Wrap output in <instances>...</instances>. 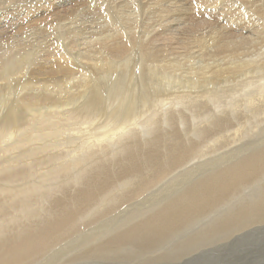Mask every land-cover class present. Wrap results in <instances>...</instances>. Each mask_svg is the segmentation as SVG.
Segmentation results:
<instances>
[{
  "label": "bare ground",
  "instance_id": "obj_1",
  "mask_svg": "<svg viewBox=\"0 0 264 264\" xmlns=\"http://www.w3.org/2000/svg\"><path fill=\"white\" fill-rule=\"evenodd\" d=\"M8 1L11 3L13 0ZM160 1L172 0H157L159 8L156 10L154 4L153 7L146 4V13H142L145 20L141 24L129 19L128 15L125 19L122 14L123 7L136 9L135 2L125 0L117 4V13L111 15L114 18L109 22V29L117 35L115 40L109 42L110 37L105 35L97 42V49L106 50L114 59L133 55L128 70L141 63L139 74H132L134 78L126 76L122 67L109 66L110 62L107 65L106 60L90 59L86 52V56L81 57L77 53L79 49L76 53L80 62L64 56L65 52L60 54L59 50L49 53L52 49L48 51L47 60L38 61L30 54L32 46L28 43L31 42L8 39L5 41L7 45L2 43L10 49L7 53L2 49L4 54L1 51L0 55V130L4 131H1L4 134L0 138V264H109L103 260L121 264H160L164 255L170 260V256L179 251L181 243L185 245L198 242L194 239H207L220 227L227 230L236 224L237 229L231 231V237L257 229L253 225L250 229L244 222L264 217V127L243 138H238L235 133L227 134L235 125L229 113L217 115L221 113L217 109L222 105L217 94H225L237 78L251 75L257 82V93L254 90L256 94L253 91V95L262 96L252 107L264 110V51L260 54H257L260 48L255 51L258 46L264 48V0H204L209 6L218 7L214 14L206 12L212 16L209 19L213 22L192 25L177 39L164 35L168 32H165L167 27L162 26V21L167 19L163 17H168L174 9L170 4H160ZM16 4L24 5L19 11L22 21L43 17L48 11L46 4L36 0H23ZM13 6L0 8L1 12L15 11L16 6ZM235 21L243 31H251L253 39L251 36L236 38V30L234 35L225 33L226 26H233ZM120 24L129 29L144 25L153 32L155 24L161 30L153 40L142 44L137 41V35L125 38ZM204 26L209 27V32L198 35L197 31ZM81 30L74 29L73 32L77 35ZM71 37L73 39L74 34ZM158 43L160 45H156ZM79 44L83 45V42ZM176 49L182 52L177 51L180 58L174 60L169 56ZM71 50L75 53L76 49ZM173 70L181 74L182 80L187 79L191 86L203 89H199L202 94L197 96L201 98L200 102L191 106L193 113H201L196 123L189 124L192 122L189 119H178V113L166 110L152 96L155 92L149 95L146 92L145 97L140 95L143 85L149 88L156 75L175 81V74L170 73ZM100 73H110L117 79L113 85L107 86L108 89L106 86L103 88L105 84L98 80L100 76H95ZM79 75L85 78L80 79ZM124 82L129 84L128 88ZM219 84L222 88L216 87ZM209 85L215 86L212 87L214 89L210 90ZM160 92L156 95L159 100ZM249 99L250 96L245 101ZM160 105L161 111L158 110ZM48 112L59 115L60 125H56L58 130L56 128L53 133L55 139L60 140L66 132L69 133L61 127L62 120L67 123L78 121L73 126L79 132L81 125H88L90 132L82 131L90 136L83 143L86 146L82 147L84 152L80 161L87 162L83 166H78L80 161L78 165L74 164L71 150L57 156V148L63 146V139L57 144L51 143L53 151L50 152H55L53 154L41 155L48 151L47 147H30L29 144L36 143L34 140L37 141L38 136H30L31 129L25 130L18 125L21 126L25 119H31L34 124L37 115ZM91 114L96 120L93 125L87 123ZM150 115H153L155 125H150ZM21 119L23 121L19 123ZM166 123L168 125H162ZM102 125L108 126L104 129ZM68 133L66 135L70 138ZM226 135L231 137L230 147L224 143L229 138H224ZM14 145L22 149L19 155L23 154L32 162H21L20 165L17 152L14 153L16 155L12 153ZM9 153L15 159H8ZM38 155L42 156V162L47 163L44 167L47 172L38 169V173L31 174L29 168L38 162ZM174 183L177 188H165ZM12 211L15 215L10 217L8 214ZM242 223L244 225L239 227ZM176 230L177 233L183 232L180 240H185L178 244L177 239H173L169 245L166 239L174 236ZM144 250H152V256L138 260L136 253ZM166 261L164 259L163 262Z\"/></svg>",
  "mask_w": 264,
  "mask_h": 264
},
{
  "label": "rangeland",
  "instance_id": "obj_2",
  "mask_svg": "<svg viewBox=\"0 0 264 264\" xmlns=\"http://www.w3.org/2000/svg\"><path fill=\"white\" fill-rule=\"evenodd\" d=\"M4 1H8V0H0V8L1 9L8 8L9 6H13L14 4L15 5L13 7H15V6L16 7H15V11L11 10L12 12L10 11V12H8V14L1 12V9H0V12H1L0 13V37H3L2 39H0V40L3 41V42L0 41V44H1L0 45V55L2 54L3 51L5 53H7V51H9V49H10V47L6 46L7 43L5 41H7L8 39H13L15 41H22L23 43L31 42V43H28V45L32 46L31 49H30V52H31L30 54H31V56L33 58H35V59L37 58L36 60H38V61L47 60L48 57H49V53H52L55 50H59L58 52L60 54L65 52L64 56H66L68 58L72 57V59H74L75 61L77 60L79 62L81 61L80 56L81 57L82 56H86V54L90 56V59L92 58V59H103V60H106L107 65H108V62H110L109 66L122 67L123 69H125L126 76H131V78H134L136 75L139 74V66H140L141 63L137 64L138 66L136 65V67L134 65L133 68H132L133 70L132 69L128 70V64L133 62V61H131L133 59V55H130L127 58H123V59H114V58L110 57V55L108 54V52L106 50L100 51V50L97 49V42L99 43L101 41V39H103V37L105 35L108 38L110 37L109 40H108L109 42H112V41L115 40L117 35H116V33H115V31L113 29H109V27H110L109 22L111 20H113V18H114L111 15L113 13L114 14L117 13V11L115 9L117 4L120 5L125 0H111V1L110 0H51V1L50 0H45V2H44V0H42V1L41 0H36L38 3L43 2V4L47 5V7H46V8H48L47 9L48 10L47 13L43 16L44 18L43 17H38V18L32 19V20H28L26 18V19H24V21L21 20V18L23 16L20 17V14H19L20 13L19 11H20L21 7L24 6V5L23 4L17 5L16 4L18 2H22L23 0H13L11 2L12 4L9 3V1L5 2V3H2ZM31 1H33V0H31ZM131 1H133V2H135L137 4V8L136 9L131 8L132 10H129V9H125V7H123V9H122L123 13L122 14L125 17V19H126V16L128 15L129 19H131L132 21L136 20V21H138L139 24H141L145 20V17H144V15H142V13H146L148 4H149V6L152 4V7H153V4H154L156 6V7L154 6L155 10L159 8L157 0H154L155 2L153 0H131ZM49 3L50 4L54 3V4L50 5ZM69 3H70V5H69ZM101 3H103V5ZM25 4H28V3H25ZM67 4H68V6L66 7ZM146 4H147V6H146ZM160 4H166V5L170 4L169 6L172 9H174L171 12L172 14H170L168 17H163V18H167L168 20L164 19L162 21V23H163L162 26L163 27H167L165 32H168V33H164V35L170 36V37H174L175 36L176 39L179 38V36H181V34L184 33L185 31L188 32V30L192 28V25H194L193 27H195V25H205L207 23L213 22L212 20H210L212 18V16H210L209 13H206V12H210L211 14L212 13L214 14L215 12H217L216 8H218L217 6H209V5L205 4L204 0H200V1L199 0H172V1H169V2L160 1ZM54 5L56 7H54ZM205 5H207V6H205ZM51 6L54 7V8H52ZM138 7H139V9H138ZM144 7H146V8H144ZM194 7H196V8H194ZM142 8L144 9V12H143ZM200 9H202L203 11H201ZM194 10H196V11H194ZM57 11H59V12H57ZM199 11H201L202 13L199 12ZM51 12H54L55 16H53L54 13H51ZM131 12H132V15H130ZM17 14H19V15H17ZM57 14L58 15L62 14L63 16L62 15L61 16H57ZM108 14H109V18H106L108 16ZM22 15H23V12H22ZM48 16H51V17L49 18ZM47 17L50 20H48ZM27 20H28V22H27ZM46 20H48V21H46ZM182 20H183V22H182ZM53 21H54V24H56V26L53 24ZM158 21L159 20L155 21L154 23H156ZM173 21H174V24L172 23ZM22 22H24V23H22ZM12 23H14V25H16V24L17 25L16 26H14V25L12 26ZM36 23H37V25H36ZM182 23L185 24V25H183ZM52 24L54 25V27L52 26ZM120 25H121L120 30L123 31V36L125 38H129L131 36H136L137 35L136 36L137 37V41H139L142 44H147L149 41L153 40L155 34H158L159 31L161 30V28H157L155 26V24H153L154 27H155V30H154L155 32L146 29V27L144 28V25H139L136 29H129V28L123 27L122 24H120ZM237 25H238V23L235 21L233 26H230V27L226 26L225 33H231L230 35H234L233 32H235L234 30H236V32H237V33H235V35H237L236 38H238L240 36L249 37V36H251L253 34V33H251L250 30H249L250 33L247 32V31H243ZM83 27H86V28H83ZM171 28H174V29H171ZM208 28L209 27H205L204 29H201V30L197 31L198 35H202V34H205L206 32H209ZM229 28H231V29H229ZM10 29H11V31H10ZM12 29H13L14 32L12 31ZM50 29H53V30L51 31ZM74 29H76V30H81L82 29V30L79 32V34L75 35V33L73 32ZM156 29H157V31H156ZM3 30H4V32H2ZM66 30H67L68 33L66 32ZM20 31H21V33H20ZM89 31H90V33H89ZM147 31H149V32L147 33ZM87 32H88V34L90 36L87 34ZM12 33L14 35H11ZM169 33H171V34H169ZM21 34H23V35H21ZM64 34H66V35H64ZM70 34L72 36L74 34L73 39H71L72 37H71ZM150 34H151V36L149 37ZM91 35H93V36H91ZM43 36H45V37H43ZM79 36H82V37L79 38ZM143 36H145V37H143ZM64 37L66 39V42H65ZM75 37H76V40L74 39ZM86 37L90 41L85 39ZM251 38L253 39V36H251ZM44 39H46V40H44ZM61 39H62V41L64 40V42H62ZM83 39H84V41H83ZM67 40L69 41V43H68ZM71 41H72V43H70ZM79 42L80 43L83 42V45L82 44L80 45ZM2 43L6 44V45H3ZM35 43H36L37 46L33 45ZM75 43H76V45H75ZM87 44H89V45H87ZM58 45L60 46V48H58L59 47ZM68 45H70V46H68ZM156 45H160V43H158ZM258 45H260V44H258ZM53 46H55V47H53ZM66 46H67L68 49L66 48ZM75 46H78V48L77 47L75 48ZM80 46L82 47V49H81ZM69 47H70V49H73L71 51H74L76 49L74 51L75 53L70 52ZM65 48L67 49V51H66ZM259 48H260L261 52L258 51ZM2 49H4V50L2 51ZM51 49H52V51H50ZM78 49H79V51H78ZM263 49L264 48H261L260 46H258V47H256V50H255V51H258V53L255 52V51L254 52L257 53V54H260V53H262L264 51ZM39 51L41 52L42 55L40 54ZM48 51H50V52L48 53ZM133 51H136V49L135 50L133 49ZM177 51L180 52V53L182 52V50H180V49L177 50L176 49L175 52L172 55H170L169 57L171 59H174V60L179 59L180 57H179V55H177V53H178ZM4 52H3V54H4ZM76 52L80 56H78V54ZM81 52H83V53H81ZM84 52H86V54ZM180 53H178V54H180ZM32 54H34V56ZM36 54H39V55H36ZM67 54H68V56H67ZM75 54H77V55H75ZM93 56H95V57H93ZM131 56H132V58H131ZM177 56H178V58H177ZM127 61H128V63H127ZM211 61L213 62V60H211ZM134 67L137 70L134 69ZM108 71H110V70H108ZM128 73H129V75H128ZM170 73L171 74L172 73L175 74V75H173V76H175V77H173L174 79H176L175 81L172 82L169 77L167 78V76H164L165 78H163L161 75H156V76L153 77V79H152L153 82L150 84L152 87L149 85V88H148V85H143V89L140 91L141 93L140 92H138V93H140V95L142 94L143 97H145L146 92H148V95H149L150 92H155V93H152V96H155V100L160 102V104L164 108L166 107L167 108L166 110H168L169 112L172 111V112L178 113L179 114V116L177 117L178 119H189L190 121H192V122H189V124L196 123L197 122L196 119L199 118V115L201 113L200 114L193 113L191 106L194 103L200 102L201 98L197 97V96H198V94H202L201 93L202 91H199V89H202V88L200 86H198L197 88L191 86L190 82H188L187 79L186 80H182L183 77L181 76V74L180 73H174V70H173V72L171 71ZM132 74H134L135 76L132 77ZM79 76L78 77L80 79H84L85 78L82 75H79ZM95 76L96 77L100 76V77H98V80L102 83V85L105 84L104 86H102L103 88H105V86L106 87L107 86L110 87L111 85H113V83L117 79V77L115 78V77L110 76V73L109 74L100 73V74L95 75ZM95 76H91V77H95ZM111 80L112 81L114 80V81L112 82ZM253 80L254 79H253V77L251 75H244L242 77L237 78V80L234 81L233 84H231L232 88L229 89L228 91H226L225 94H217V96L219 98V102L222 104L221 105L222 108L220 107L219 110L217 109V111L221 112V113H219L217 115H223L225 113H229L232 116L233 121H234L235 127L231 130L232 132H229L227 134H232L233 135L235 133V134H237L238 138H243L247 134L255 131L256 129L264 127V110L260 111V110H258L256 108L252 107V104H257L259 102L260 98L262 99V96L259 97V96H254L253 95V91L254 90L257 93V90L255 89L257 82H255ZM108 82L109 83L112 82V83L109 84ZM125 83L126 82H124V84ZM128 85L129 84L126 83V87L127 88H128ZM132 86H133V84H132ZM209 86H207V87L210 88V90L214 89L212 87H215V86H212V85H209ZM109 87H107V89ZM216 87L217 88H220V87L222 88V84H219ZM160 90H161V92H160ZM158 91L160 92V100L156 96ZM255 91H254V94H256ZM263 92H264V90H263ZM25 93H27V92H25ZM148 95H146V97ZM150 96H151V94H150ZM248 96H250V99L245 101V98L248 97ZM212 97L215 99V97L211 95V98ZM248 103H249V105H247ZM0 104H1V102H0ZM161 105L158 107L159 111H161V108H162ZM208 105L210 106L211 104H208ZM227 109H230L231 112L229 110H227ZM218 112H216V113H218ZM58 116L59 115H57L56 113H51V112L43 113L42 115H37V118H36L34 124H33V121L31 119H29V121H28V119H25L24 121L21 119L19 121V123H22V121H23V123H22L21 126L20 125H18V126H19V128H22V129H25V130H28V128L31 129L30 133H29L30 136H34V137L38 136L37 139L38 138L39 139L37 141L34 140V142H36V143H33L36 146H34L33 144H29L30 147H32V148H37L39 146L47 147L48 151H46L45 153H43L41 155H46L48 152L51 153L50 151H53V150L51 149L52 146H50V145L54 144V142H55V144H57V142L59 143L63 139V141H64L63 146H60L59 148H57V152H56V153H58L57 156H61L62 154L65 153L66 150L67 151L71 150L70 154H72V158H75L74 164L78 165L79 164L78 161H80V156H82L83 152H84V148H82V147L86 146L83 143L87 142L89 140V137H90L87 133H83L82 131L83 130H87V131L90 132V129L87 128L88 125H81V131L79 132L77 129H75V126H73V125L78 124L79 123L78 121H76L74 123H67L66 121L62 120L61 127L63 128V130H69L70 138H69L68 135H66L68 133V132H66L63 135L65 139L64 138H62L60 140L59 139H55L54 138V134H55V131H56L55 129L57 128L56 125H60ZM149 118H150L149 119L150 125H155L153 115H150ZM94 122L96 123L95 116L93 114H91L90 115V119H88L87 123L93 125ZM161 122H163V121H161ZM27 123H28V125H27ZM39 125H42L43 128L41 126H39ZM159 125H161V124H159ZM162 125H168V124L166 123V124H162ZM107 126L108 125H102L101 127L105 129ZM237 129H239V130H237ZM57 130H58V128H57ZM233 130H236V131H233ZM1 131L4 132L3 130H0V138H1V136L3 137V134H4ZM74 131H76L78 133H76ZM239 132H241V136L239 135ZM75 135L76 136L80 135V136H78L76 139H74V137H76ZM224 138H228L227 140L226 139L224 140V143L227 144L228 147H230L231 146V142H229V139L231 137L229 135H226V136H224ZM72 139H74L75 141H73ZM77 139H78V141H77ZM8 140L9 139H7L6 141H8ZM79 142H80V144L82 146L79 144ZM68 143H69V145H68ZM31 145H33V146H31ZM67 145H68V148H67ZM14 146L16 148H14ZM14 146L11 147L13 149V151H14L12 153L14 154L15 152H17L16 153L17 155L16 154H14V155H16V157L18 156V160H19L20 163L21 162L22 163H30V162H32L31 159H28V160H27V158L25 159V157L22 156L23 154L19 155V153L23 152L22 149H19V147L17 145H14ZM78 147H80L81 150ZM10 153L7 156V158L8 159H10V158L11 159H15V158H12V156L14 157V155H12ZM53 153H55V152H53ZM53 153H51V154H53ZM21 156L24 157V159ZM37 157H39L40 159H38ZM37 157H36V160L38 161L37 162L38 164L36 163L34 166L29 168V172L31 174L38 173V171H39L38 169H40V170L43 169L42 172H47V169L45 170V168H44L45 166H47V163H44V162L41 161V157L42 156L40 157V155H38ZM70 157H71V155H70ZM107 159L108 158H104V160H107ZM23 160H24V162H23ZM85 162H86V160H84L82 163L80 161V164L78 166H80V165L83 166L85 164ZM22 163L20 165H22ZM33 169H34V172H33ZM165 184H164V186H165ZM177 186L178 185L176 183H174L170 187H166L165 186V188L175 189V188H177ZM8 215L11 217L12 215H15V212L12 211ZM257 218L254 217V218H251L247 223L244 222V224H248L249 225L250 229L252 227L257 228L254 231L243 233L245 235H243V234L237 235L238 234L237 233V234L233 235L232 237L229 236V235H231V233L234 230L237 229V228H235V226H236V224H235V225H233L234 228L227 229L228 231L226 229H223V228H226V227H220L221 229H219L218 231L214 232L213 234L210 233L212 236L209 234L206 237L207 239H202V238L201 239L200 238L194 239V240H198V242L195 241L197 244H195V242H189V243H187L185 245H182L181 242L183 240H185V238H182V240H180V238H181L180 236H181V233H183V232H181V230H180L179 233H177V230H176L174 236L171 235V236H169L166 239V242H168L169 245L171 244V241L173 239L174 240L177 239L176 242L178 244L181 243V247L178 248L179 251L176 250V252L174 253L175 256L174 255H172V257L170 256V260H172L173 263L169 260V257L166 258L167 255H164L162 257V260L159 261V263L161 262L160 264H179V263L180 264H186L188 262L187 264H264V235H262V234H264V223H262V222H264V217H257ZM244 224L242 223L241 226L239 225V227H242V225H244ZM103 225H101L100 227H102ZM256 225H259V226H256ZM260 226H262V227H260ZM237 227H238V225H237ZM225 230L229 234H227V232H225ZM101 233H102V231L99 234H101ZM224 233H226L227 235L224 234ZM214 234H215V237H214ZM235 236H237V238ZM71 238H69V239H67L65 241H68ZM214 238H215V240H214ZM227 239H229L230 241L227 240ZM235 239L239 240V241H235ZM168 240H170V241H168ZM199 240H201L202 242L199 241ZM232 241L234 242L233 244H232ZM199 242H201L202 244L199 243ZM194 245H196V246H194ZM208 245H209V247H208ZM218 245H220V246H218ZM232 245H233V247H232ZM214 246H216V247H214ZM220 247H221V249H220ZM191 249H192V251H191ZM198 250H199V252H198ZM146 251L148 252V254H146L147 253ZM183 251H184V253H183ZM217 251H218V253L219 252L220 253L218 254ZM136 254L140 257V258L139 257L137 258L138 260L139 259L143 260L144 258H148L149 259L150 256H152V250L138 251ZM183 254L185 256H183ZM187 254L190 257L189 256L187 257ZM206 255H207V257H205ZM178 256H180V257H178ZM179 258H181V260ZM164 259H165V261L167 260L166 263L163 262ZM92 261H100V260H92ZM106 261L109 264H121V262H115L113 260H103L102 262L106 263Z\"/></svg>",
  "mask_w": 264,
  "mask_h": 264
}]
</instances>
